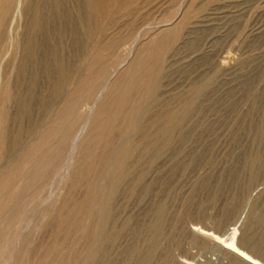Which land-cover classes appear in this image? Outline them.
<instances>
[{
    "label": "rangeland",
    "instance_id": "1",
    "mask_svg": "<svg viewBox=\"0 0 264 264\" xmlns=\"http://www.w3.org/2000/svg\"><path fill=\"white\" fill-rule=\"evenodd\" d=\"M250 258L264 0H0V264Z\"/></svg>",
    "mask_w": 264,
    "mask_h": 264
},
{
    "label": "bare ground",
    "instance_id": "2",
    "mask_svg": "<svg viewBox=\"0 0 264 264\" xmlns=\"http://www.w3.org/2000/svg\"><path fill=\"white\" fill-rule=\"evenodd\" d=\"M59 7V6H58ZM39 24H40V22H39ZM41 26V25H40ZM45 27V26H44ZM165 30V29H164ZM164 32V31H163ZM60 33V32H59ZM38 67V66H37ZM26 71V70H25ZM29 71V70H28ZM115 73V72H114ZM63 76V75H62ZM65 76V75H64ZM62 79H63V77H62ZM63 82V81H62ZM59 83V82H58ZM132 83H134V82H132ZM33 85V84H32ZM157 85V84H156ZM156 85H154L155 87H156ZM56 87H58V86H56ZM149 87L151 88V86L149 85ZM105 89H106V86H104V88L102 89V93L105 91ZM156 89V88H155ZM60 90V89H59ZM57 92V91H56ZM101 93V94H102ZM102 96V95H101ZM101 98V97H100ZM98 99V98H97ZM15 100V99H14ZM20 100H22V99H20ZM26 102V101H25ZM21 103V102H20ZM17 104V103H16ZM22 104H24L23 102H22ZM27 104V103H26ZM134 111V110H133ZM174 118V117H173ZM179 121V120H178ZM132 122V121H131ZM87 124H88V121H87ZM177 124V123H176ZM173 125V124H172ZM171 127V126H170ZM175 128V127H174ZM173 128V129H174ZM131 129V128H130ZM84 132L86 131L85 129L83 130ZM81 134H83V132L82 131H80L77 135H76V137L74 138V143L72 144L73 145V147H72V151H71V153H70V156H69V158H68V160L66 161L67 163L65 164V168L64 169H68V167L71 165V160H72V156H73V154H74V152L77 150V146H78V142H79V140H80V138L82 137L81 136ZM168 135V134H167ZM126 146H127V144H126ZM7 147V146H6ZM163 149V148H162ZM169 150V149H168ZM127 157H129V156H127ZM121 161H122V157H121ZM111 162V161H110ZM126 163V162H125ZM117 164H118V162H117ZM120 164V163H119ZM253 165V164H252ZM115 166V165H114ZM124 164L122 165V164H120L117 168H116V170L114 169V176H115V179H116V181H115V183H114V185L111 187V189H110V191H109V195L110 196H112L113 194H114V192H115V189H117V186H118V184H119V182L123 179V177L127 174H125V172H124ZM127 169V168H126ZM67 172V171H66ZM65 174V173H64ZM111 174V173H110ZM62 178H63V176H62ZM66 178V177H65ZM134 182V181H133ZM121 185V184H120ZM120 185L118 186V187H120ZM140 188V187H139ZM119 189V188H118ZM106 204V203H105ZM102 216H103V218H106V216H107V211H103V213H102ZM197 227V226H196ZM159 228H161V227H159ZM160 230H158V229H156V231H155V233L157 232L159 235H160V232H159ZM194 232L195 233H197V232H199L200 233V229L199 228H197V229H194ZM198 234V233H197ZM206 235V236H212L211 234H209V233H207L206 231H202V235ZM103 237H105V236H103ZM110 240V239H109ZM243 255V254H242ZM247 257V256H246ZM95 259V258H94ZM250 260V262L252 263V264H260V263H258V262H256L254 259H252V258H250L249 259ZM189 263V262H188Z\"/></svg>",
    "mask_w": 264,
    "mask_h": 264
}]
</instances>
